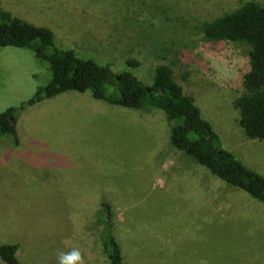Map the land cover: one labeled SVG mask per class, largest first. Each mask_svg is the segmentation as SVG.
I'll return each instance as SVG.
<instances>
[{
  "label": "rangeland",
  "instance_id": "374dc122",
  "mask_svg": "<svg viewBox=\"0 0 264 264\" xmlns=\"http://www.w3.org/2000/svg\"><path fill=\"white\" fill-rule=\"evenodd\" d=\"M245 1L0 3L19 17L51 29L57 46L107 63L114 71L130 70L147 84L155 66L169 65L222 147L264 176V140L245 136L233 106L243 91L249 47L207 39L200 30L202 22ZM254 1L264 5V0ZM127 59L138 64L129 67ZM49 77L46 62L31 50L0 47V112L16 107L20 139L14 145L9 135L0 136V243L19 244L20 264H57V251L73 247L84 252L86 264H110L102 245L107 216L103 203L109 205L123 264H133L135 255L136 264L140 259L142 264H152L156 252L136 246L167 235L177 241L166 226L158 225L170 204L148 199L135 203V197L188 194L237 196L235 206L244 201L243 215H232L231 221L213 231L214 250L219 251L215 260L246 264L256 256L262 259L264 252L258 249L264 245V203L227 185L172 147L162 111L122 107L95 99L89 91L73 90L28 105L37 85ZM185 244L196 248L195 254H203V239ZM0 264L5 263L0 259Z\"/></svg>",
  "mask_w": 264,
  "mask_h": 264
},
{
  "label": "trees",
  "instance_id": "16d2710c",
  "mask_svg": "<svg viewBox=\"0 0 264 264\" xmlns=\"http://www.w3.org/2000/svg\"><path fill=\"white\" fill-rule=\"evenodd\" d=\"M203 36L211 40H229L245 44L248 69L242 76L243 91L233 100L238 110V125L246 137L264 140V5L254 0L202 22ZM14 46L31 50L46 62L50 77L36 87L27 100L33 105L66 91H89L95 99L127 108H152L162 111L169 122V143L191 156L212 175L227 185L246 192L264 203V176L243 164L232 152L222 147L211 124L201 116L192 95L183 91L174 79L172 68L158 64L150 84L130 70L114 71L109 64L78 55L73 49L57 46L54 33L44 25L32 23L2 7L0 3V47ZM129 67L138 64L127 59ZM16 107L0 112V136L9 135L19 143ZM104 223L103 248L110 264H123L113 234L109 205ZM17 242L0 243V259L5 264H20Z\"/></svg>",
  "mask_w": 264,
  "mask_h": 264
},
{
  "label": "crops",
  "instance_id": "0c3cea01",
  "mask_svg": "<svg viewBox=\"0 0 264 264\" xmlns=\"http://www.w3.org/2000/svg\"><path fill=\"white\" fill-rule=\"evenodd\" d=\"M135 198H137L134 201L135 203L145 202L148 199L150 201H165L170 204L167 206L166 215L160 219L161 221L158 222V225L166 226L168 232H171L177 238V241H172L169 238L170 235H167L163 240L157 238V240L151 241L150 245L143 243L136 246V249L140 251L144 250L141 249L142 247H146L150 252H156L157 256L151 259L152 264H223L222 261L215 260V252L219 251L214 250L213 231L216 227L220 228L224 223L231 221L232 215L236 213L243 215L244 213L240 212H243L246 208V206H241L244 202L242 200H240V206H235L237 203L235 199L238 198L232 195H142ZM240 199H243V197H240ZM197 238L203 239L205 243L203 244L205 247L200 250L203 254L200 255L195 254L196 248L194 249L193 246L185 244L193 240L197 242ZM171 242L173 243L170 244ZM246 249L252 251L251 248ZM258 251L264 252V245L259 246ZM124 257L122 254V261H124ZM261 257V260H259V256H256L255 259L243 263L264 264V253L261 254ZM137 259L138 256L135 255L131 258V262L133 261V264H136ZM139 263L142 264L141 259ZM225 264H232V262L227 261Z\"/></svg>",
  "mask_w": 264,
  "mask_h": 264
},
{
  "label": "clouds",
  "instance_id": "9594fccd",
  "mask_svg": "<svg viewBox=\"0 0 264 264\" xmlns=\"http://www.w3.org/2000/svg\"><path fill=\"white\" fill-rule=\"evenodd\" d=\"M57 264H86L85 254L79 247L70 251L58 250L56 253Z\"/></svg>",
  "mask_w": 264,
  "mask_h": 264
}]
</instances>
